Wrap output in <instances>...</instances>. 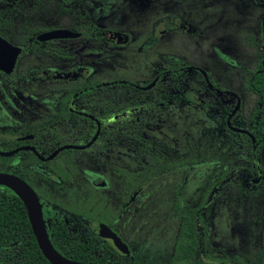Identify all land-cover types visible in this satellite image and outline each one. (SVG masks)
Segmentation results:
<instances>
[{
	"label": "flooded vegetation",
	"instance_id": "flooded-vegetation-1",
	"mask_svg": "<svg viewBox=\"0 0 264 264\" xmlns=\"http://www.w3.org/2000/svg\"><path fill=\"white\" fill-rule=\"evenodd\" d=\"M108 1L115 3L119 0ZM189 1L194 5L209 1L208 4L211 5L216 0ZM82 5L83 0H0V45L11 44L20 48L13 69L10 72H6L0 68V152L16 150L10 155L0 154V156L6 158L12 156L17 162H27L30 164V172L33 175L32 179L30 181L23 179L36 192L41 203L42 214H46L48 219L53 217L66 226V229L68 230L65 235L66 238L73 241L82 239L84 243L96 244L103 247L111 246V248L114 249L115 257L120 261L118 264H139L130 246L123 240L121 234L115 227L120 217L119 211L122 199H126L123 198V195H125V197L130 194L133 196L141 187L148 185L150 182L162 176L171 174L180 168L196 163L216 161L219 159L215 143L216 134L212 136V139L203 144L189 146V148L180 155L170 146L166 145L163 150L159 148L161 145L157 141V138L150 132L154 129L156 123L154 122L153 126L146 129V131L155 141L154 149L160 157L162 167L161 169H157L155 172L157 175L152 177L151 175L154 174V171L145 168L147 162L143 157L137 155L135 150L128 151L127 148L121 145H114L107 147L106 150L97 155V157L90 153H86L84 150L91 146L101 132V118L104 113L103 97H101V104H99L98 113L95 114L90 107L89 95L87 92L94 89V87L99 88V85L106 81L83 75L82 72L84 67L77 63V61L82 58L76 59L78 58L77 55H79L78 52L82 50L83 53H81L80 56L88 57V53L84 52L85 49L90 43L93 44L97 42L98 47L90 46L89 54L92 56V62H98L99 64L100 58H97V56H105L107 51L106 48H111L113 45V43L108 40L109 35L112 34L115 36V43H121L122 45L130 42L132 37L127 32H119L115 28L100 24L90 18L88 14L86 17L76 14L72 7ZM58 7L61 8L64 15L70 18L71 24L68 26L58 25ZM209 17L211 18L210 20H213L212 18H214V16ZM226 18H228V16ZM73 24L77 27H75V30L69 27L70 25L73 26ZM159 25L161 26L160 28ZM208 28L209 31L205 32ZM55 29H68L72 32L78 33V35L75 37L39 39V36L42 34ZM175 30H179L188 36H200L201 34L206 33L210 34V37H212L217 34L216 19L213 20V22H209V24L204 26V30H202L200 26H196L192 21H189L182 16H166L162 20L154 23L152 31V34L154 33V35H152L148 41L144 42V48L147 49L152 47L154 44L158 43L163 36L170 35ZM119 36L121 39H119ZM11 37H19L22 39V42L16 43L15 41H9ZM212 38L210 45L212 46V49L216 51L217 45ZM67 41L70 42V46L65 44ZM245 42V46L248 47V40L246 41V38ZM249 46H252L250 42ZM257 46L258 44H253L254 49L257 48ZM104 56L102 58H104ZM27 58L33 60H51L54 65L48 68L36 69L29 74L28 78L20 77L17 68L19 64ZM73 60H75L76 63L72 66H77V68L58 66V64L71 63ZM260 64L264 65V49L254 62V65L244 70V90L248 94L254 95L257 99V102L254 104L248 116L242 114L241 109L243 102L238 92L221 84L203 67L188 64L183 60H181V62L177 61L171 68L163 69L157 74L155 73L152 79L148 82L139 83L130 80L135 83L134 87L136 89L155 90L156 94L153 96L154 98L157 96L155 98L156 104H154L152 108V114L154 115L155 120L156 114L161 108L172 107L173 109H193L195 111L202 109L207 113H212L213 111L216 112L217 115L215 120L221 123L224 136L227 138L229 144L227 149L229 158L226 160L228 162H223L221 169L223 173L226 171V173L229 172L230 174H228V176L227 174H224L223 176H226L225 179L220 178V176H222L220 175L217 181L212 182L209 186H206L201 191L197 192V195L199 194L200 197L199 199L196 201L194 199L189 203L197 205L202 199L203 193L207 191L208 195L207 200L205 201L206 204L204 205L203 216L209 207V201H220L227 194L248 197L255 194L261 187L260 184H255L258 189L255 188L251 194H245L234 185L236 179L240 178L243 186L250 188V185L252 183L254 184L256 181L251 179L255 174H258V182H261L262 176L259 175V173L262 170L261 152L264 142L260 148V167L257 170L247 172V175L242 174L235 176L237 170L234 169L235 164L239 161L246 162L248 157V153L241 150V144L237 142L235 138L239 139V134H244L254 142V131H257L258 133L263 134L262 138L264 139V107H262L261 104L264 99L261 98L258 93L250 89L248 78L252 75L251 73L253 71H260ZM91 72L95 73V70L88 71V74ZM203 72L206 73V76ZM152 82L154 83L152 84ZM148 85H150V87L146 88ZM171 90L176 91L178 101L174 102L170 100L173 96L169 95ZM80 91H85L86 93L81 95L79 94ZM48 93L58 94L56 101L53 103V110L50 112L51 114L43 123L36 126L30 127L24 125L21 122L24 115H33L39 110L41 111L44 109L40 97ZM217 96L219 98L223 97V99L230 98L232 104L220 106L217 101ZM238 102L239 106L234 111ZM10 118L15 122H20L18 123L20 126L13 127V125L10 124ZM259 119H261L259 124L260 128L256 129L255 127L258 125ZM95 134L96 137L93 139ZM88 143L90 144L87 145ZM64 145L75 147L61 148ZM24 146L33 147V150L22 148ZM76 146L83 147L80 148ZM114 148L124 149L128 154L133 156L134 160L140 162V169L142 168L141 173H145L138 174L137 170H135V172L129 171V173L123 174L122 168L121 166H118V164L108 163L105 165V159L109 157L110 151ZM57 149H59L58 152L52 158L47 159V156ZM158 149L163 151L162 156ZM64 151H66V153ZM34 156L36 159H34ZM164 158L165 162L163 161ZM232 162V166L227 168L226 166ZM86 163H91L95 166L105 165L110 168L111 172H113L116 177H121L124 180L125 185L113 200L110 199L111 197L109 195V198H107L103 193H100L97 190V184L99 182L95 180L89 182L85 178L83 165ZM171 163L173 164L171 165ZM139 177H142L143 179H140ZM144 181L147 183L142 184ZM224 181L226 182L227 191L222 194L221 198H219L220 184ZM231 183L233 186L230 185ZM101 184H104V181H102ZM181 186V182L175 186L178 194ZM212 188H216V192L218 191L215 198H211ZM71 189L76 195H84L83 197L87 213L95 212L98 216L96 217L98 222L89 229H85L83 224H79V222L76 221V219L80 221L84 218L85 215L82 214V211L77 207H65L61 201V196L67 193L66 190H69L71 193ZM250 189L252 190V188ZM72 203L73 202L70 201V205H72ZM176 204H179L181 207L188 205L182 204L180 197L177 198L174 203L175 211ZM67 214H70L73 218L67 217ZM176 215L181 223V217L177 212ZM204 219L207 223L209 232L208 220L206 217H204ZM74 222H77V224H74ZM102 224L114 231L127 245L129 249L128 254L119 250L115 246L112 238L103 237L99 234L100 226ZM214 246L212 247L213 249ZM216 249L217 248H215V250ZM211 253L212 251L208 252L210 256H218L211 255ZM231 256L234 257L232 254ZM124 258H126L127 261L121 260ZM200 258H203V262H200L199 264H221L205 258L203 255ZM182 260L184 259L182 258ZM184 264L191 263H187L184 260Z\"/></svg>",
	"mask_w": 264,
	"mask_h": 264
},
{
	"label": "rangeland",
	"instance_id": "rangeland-1",
	"mask_svg": "<svg viewBox=\"0 0 264 264\" xmlns=\"http://www.w3.org/2000/svg\"><path fill=\"white\" fill-rule=\"evenodd\" d=\"M208 2L194 5L189 0H119L115 3L108 0H83L82 6L72 7L76 14L84 17L88 14L100 24L115 28L119 32H127L132 37L130 42L122 45L116 44L115 36L109 35L108 40L113 45L106 48L105 56H97L100 58L99 64L93 63L89 54L90 46L98 47L97 42L90 43L85 49L88 57L80 56L83 53L80 50L76 59L82 58L77 63L84 67L83 75L105 81L129 79L144 83L150 81L155 73L171 68L174 63L183 60L188 64L203 67L221 84L238 92L243 102L242 114L248 116L257 99L244 90V70L254 65L264 49V1L216 0L211 5ZM57 10L58 25L71 24L70 18L62 13L61 8L58 7ZM166 16H182L200 26L202 30L216 19L217 34L212 36L214 38L206 33L188 36L175 30L145 49L144 42L154 35V23ZM209 16H214L213 20H210ZM69 27L75 30L76 26L73 24ZM206 30L205 32H208L209 28ZM211 38L217 45L216 51L210 45ZM245 38L248 40V47L245 46ZM249 42L252 46H249ZM254 43L258 44L255 49ZM65 44L70 46L68 41ZM75 60L58 66L77 68L72 66L76 63ZM53 65L51 60L27 58L19 64L17 72L20 77L28 78L36 69ZM93 69L95 73L88 74V71ZM171 92L169 95L173 96L170 100L178 101L176 91L172 94ZM57 97L56 93L42 95L40 100L44 109L33 115H24L21 122L30 127L43 123L51 114ZM217 98L220 106L232 104L230 98ZM216 115L215 111L207 113L202 109L195 111L172 107L161 108L156 114V123L150 132L157 138L160 149H165L167 145L181 155L189 146L203 144L216 134L215 143L219 159L180 168L141 187L133 196L123 195L126 199H122L120 217L115 227L130 246L139 264H184L175 245L180 225L174 207L176 199L180 197L182 204H189L194 199L196 201L200 198L197 192L217 181L220 175V178L225 179L226 176L223 175L230 174L226 171L223 173L221 169L222 163L228 162L226 160L229 158V144L221 123L215 120ZM18 123L20 122L10 118L13 127L20 126ZM160 149L158 150L162 156L163 151ZM163 161L165 162V158ZM108 163L121 166L123 174L135 170L138 174L145 173H141L140 162L134 160L124 149H112L109 157L105 159V165ZM232 164L233 162L226 167L229 168ZM261 164V182H258V174L251 178L256 180L250 185L252 190L258 189L255 184L261 185L255 194L248 197L227 194L220 201H209V207L204 214L209 224L208 237L211 243L219 245L218 249H211V255H223L230 251V254L248 264L247 260L261 247V230L264 223V146ZM105 165L86 163L83 165L84 174L89 182H99L97 190L113 200L125 183ZM102 181L104 184H101ZM179 182L182 186L178 194L175 186ZM66 191L67 193L61 196L63 205L68 208L77 207L82 211L84 218L76 221L83 224L85 229L94 226L98 222V216L95 212L87 213L84 195H76L72 189L71 193ZM217 192L216 188H212L211 198H215ZM70 201L73 202L72 205ZM67 217L73 218L70 214H67Z\"/></svg>",
	"mask_w": 264,
	"mask_h": 264
},
{
	"label": "trees",
	"instance_id": "trees-1",
	"mask_svg": "<svg viewBox=\"0 0 264 264\" xmlns=\"http://www.w3.org/2000/svg\"><path fill=\"white\" fill-rule=\"evenodd\" d=\"M21 40L19 37L9 39L16 43L22 42ZM259 68L260 71H253L248 78L250 89L264 99V65L260 64ZM134 84L130 80L106 81L99 85L101 89L94 87L87 92L90 107L95 114L98 113L101 97H103L104 113L98 138L84 151L97 157L107 147L114 145H121L128 151L135 150L137 155L147 162L145 168L154 171L152 177L157 175L156 170L162 167L160 157L154 149L155 141L146 131L155 122L152 108L156 104L157 96L155 98L153 96L156 94L154 89L140 90L136 89ZM85 93V91L79 92L81 95ZM261 104L264 107V100ZM260 122L261 119L258 120L256 129L260 128ZM90 127L92 128L91 125ZM262 135L254 131V142L244 134H239V139L235 138L241 144V150L248 153L246 162L239 161L235 164L234 169L237 170L235 176L247 175V172L260 167L259 152L264 142ZM34 159H36L35 156ZM0 171L15 173L27 181H30L33 176L29 163L17 162L12 156L8 158L0 156ZM145 183L147 182H142V184ZM230 185L233 186L232 183ZM234 185L245 194L253 192L250 188L243 186L240 178L236 179ZM226 191L227 186L224 181L220 184L218 197L221 198ZM207 195L208 192L205 191L197 205L188 204L181 207L176 204V212L181 217L176 249L185 262L191 264L203 262V258H200L202 255L221 264H244L236 256L232 257L230 251L222 256L208 254L214 244H211L208 239V226L203 216ZM43 219L51 244L64 256L90 264L120 263L111 246L103 247L84 243L82 239L73 241L65 237L68 230L62 222L53 217L48 219L44 213ZM214 248L218 249L219 245L215 244ZM121 260L127 261L126 258ZM247 262L248 264H264V223L261 230V247ZM0 264H51L38 247L22 200L11 188L3 184H0Z\"/></svg>",
	"mask_w": 264,
	"mask_h": 264
},
{
	"label": "water",
	"instance_id": "water-1",
	"mask_svg": "<svg viewBox=\"0 0 264 264\" xmlns=\"http://www.w3.org/2000/svg\"><path fill=\"white\" fill-rule=\"evenodd\" d=\"M77 35L78 33L72 32L68 29H55L53 31H49L47 33L42 34L41 36H39V39L44 40L55 37H75ZM119 39H121L120 36ZM19 52H20V48L17 46L11 44L0 45V68L6 72H10L14 67L15 60ZM203 74L206 76L205 72H203ZM153 83L154 82H152V84ZM150 85H148L146 88L150 87ZM238 106H239V102L237 103L234 111L238 108ZM95 137L96 134L93 137V139ZM90 143H88L87 145H89ZM70 147H75V146L64 145L61 148H70ZM76 147L81 148L83 146H76ZM22 148L33 150V147L30 146H24ZM59 149L53 151L50 155H48L47 159L52 158L58 152ZM15 151L16 150L4 151V152L1 151L0 154L10 155ZM0 184L6 185L9 188H11L22 200L38 247L41 250L42 254L45 256V258L51 264H90L87 262L76 261L71 258H68L63 254L59 253L53 247L46 231L45 222L42 214V207L39 198L36 192L34 191V189L23 178L11 172L0 171ZM99 234L103 237L112 238L115 246L119 250H121L123 253L126 254L129 253V249L127 245L120 239V237L114 231L109 229L106 225L102 224L100 226Z\"/></svg>",
	"mask_w": 264,
	"mask_h": 264
}]
</instances>
